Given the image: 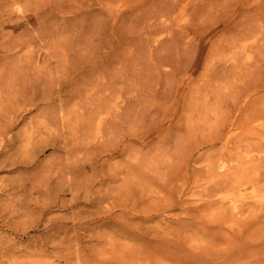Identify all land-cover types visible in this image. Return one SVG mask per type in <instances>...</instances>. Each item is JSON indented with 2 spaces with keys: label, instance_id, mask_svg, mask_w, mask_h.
Returning <instances> with one entry per match:
<instances>
[{
  "label": "rangeland",
  "instance_id": "1",
  "mask_svg": "<svg viewBox=\"0 0 264 264\" xmlns=\"http://www.w3.org/2000/svg\"><path fill=\"white\" fill-rule=\"evenodd\" d=\"M1 1L5 2V8L0 9V68L4 70L8 96L4 103L0 102V117L3 113L11 114L13 105L16 107L11 93L19 89L21 95L17 120L7 133V137L13 135V141L8 142L12 144L4 146L6 155L0 156L3 163L0 167V264H264V246L233 243L228 246L222 232L211 233L197 227L200 189L213 184L206 177L210 164L208 160H196L197 151L186 164L189 155L186 149L193 145L192 132L197 122L193 98L209 87L211 81L214 83L217 79L226 84L233 80L232 74L216 78L218 63L231 62L233 58L231 50L222 53V48L217 47L222 41L216 35L220 29L209 28L206 34H198L197 39L192 37V29L202 27L200 23L208 25L230 3L222 0L218 4L215 0ZM35 3L40 6L39 10L46 12L38 17L37 23L26 24L23 17L36 9ZM210 6L215 12L212 9L213 13L205 17V7ZM108 10L123 13L116 21L121 34L117 32L120 35L115 40L112 61L97 70L91 69L92 72H82L83 67L74 72L84 58L110 49L101 43L105 33H99L101 18L111 22ZM161 10L163 13L152 23L151 14L157 15ZM9 11L15 16L7 19ZM13 20L19 23L13 25ZM143 21H147L148 29ZM120 27L123 30L119 31ZM252 38L241 40L235 49L248 50L255 43ZM261 52L264 54V49ZM256 56V51L243 56V60L253 62L248 70L256 69ZM17 70L26 71L21 76ZM72 74L75 76L71 79ZM14 76L17 81H10ZM94 77V82L97 77L104 80L101 87L89 85ZM66 79L71 89L74 87L71 83L79 89L86 85V89L73 95L63 87L60 98L55 89ZM98 95H103L107 104L95 113L91 100H96ZM185 98L186 106L180 104ZM49 123L52 131L47 132L45 124ZM260 132L264 131L260 128ZM260 132L253 133L250 139H264V133L260 135ZM47 138L57 141L58 145L47 147L34 163L28 162ZM144 139L147 142L143 144ZM117 142L123 144L122 150L113 156L104 155V150ZM221 145L218 142L214 151ZM250 147L251 152L256 150L255 154L264 153L262 148ZM231 150V146L222 149L224 157H229L227 164L236 153L239 157L245 152L238 149L232 154ZM198 162L201 163L198 165ZM262 166L249 168L252 174L247 185L238 189V202L245 197L246 205L264 203V185L252 180L254 174L264 169ZM201 167L204 179L197 174ZM227 173L234 176L233 181L238 175L233 171ZM228 175L217 177L214 184L220 181L232 184ZM221 197L225 203L230 202L231 195L227 198L222 192ZM199 211L209 215L215 207L207 206ZM259 213L264 216V210L260 209ZM262 225L253 221L232 222L234 230L243 226L246 237L252 240L264 237Z\"/></svg>",
  "mask_w": 264,
  "mask_h": 264
},
{
  "label": "bare ground",
  "instance_id": "2",
  "mask_svg": "<svg viewBox=\"0 0 264 264\" xmlns=\"http://www.w3.org/2000/svg\"><path fill=\"white\" fill-rule=\"evenodd\" d=\"M10 1L12 2V0H10ZM34 1L37 2L38 0H34ZM61 1L63 3H70L71 0H61ZM219 1L220 0H215L214 2H215V4H218ZM222 1H224L226 3H230L229 6L223 12L222 11L220 12L218 10L219 12L217 14H215L213 18H211V22L208 25L206 23V25L204 24V26H203L200 23L199 26H202V27H200V28L196 27L197 30H196V28L192 29V31H193L192 37L194 39L196 38V36L198 34L199 35H203V33L206 34L207 32H209L208 31L209 28L210 29L214 28V30L217 29V28L220 29L218 32H216V35H218V38L222 39V41L218 43L217 47L218 48H222L221 49L222 53L224 51L231 50L232 51L231 57H233L231 62H227L226 60H224V61L221 60L218 63L219 68H217V66H216V74L218 75V77L216 75V78L219 79V76L224 77L223 75H225V74L226 75L227 74H232L233 75V78H232L233 80L230 81V83L228 81H226V82H228L226 84L220 83L219 80L217 81V79H216V81L214 83H212V81H211L210 82L211 84H209V87H206V88L202 89L195 96V98H193L195 100V108L191 107V108L194 109L193 110V114H194V116H196L197 122L195 123V126L193 127L194 128V132H192V133H194L193 134L194 135L193 136V143L191 142V144H193V145H192L191 149H186L187 154L189 153V155H187L188 157L186 156L187 157L186 164L189 161L190 157L193 156V152L197 151V154L195 155V159L196 160H198V159H203V160H206V161L208 160V163L210 164L209 165L210 168H208V174L206 175V177L208 178V182L209 183L210 182L213 183V184H211V183L210 184H206V186H202V188L200 189L198 203L196 204V210H198L196 214H197V217H199V220H198L196 225L199 228H205V230H210L211 233L219 232V231L222 232L223 233L222 236L226 239L225 242H226V244L228 246H230V244H232V243L235 246H264V237H260L259 239L252 240L251 238L246 237L247 231L244 230L243 226H240V227L238 226V230H234L232 228V222H234L236 220H240V221L242 220L245 223H247L249 221H253V222L258 223V225H260V226H261V224H264V216H261L262 212H261V214L259 213L260 209L264 210V209H262V208H264V203H262V202H260V204H258V203L257 204L256 203H249V204L246 205L245 204L246 202L243 201L245 197L244 198L242 197V202H238V200H237L238 197L236 198L238 189H241V187L243 189V187H245L247 185V180H248L249 175L251 173L250 171L248 172L249 168L250 167H254V166H255V168H257V166H259L261 164L264 165V153H262V154L256 153L255 154L256 150H255L254 153L250 151L251 150L250 145H254L255 148H259V149L262 148V150H264V139H257V140L250 139V137H251V135L253 133L257 134L258 132H260V128H261V131H264V68H261V66H264V54H260L261 49H264V48H261L262 46H264V0H222ZM7 2H9V1H7ZM3 3H5V2L4 1L0 2V9H2V7H4ZM9 3H7V4H9ZM27 3H28V1H27ZM37 3L34 4L35 5L34 7H36V6L37 7H36V9L32 10L33 12L31 11L25 17L22 16L23 20H24V22L26 24H29V22H31V24L37 23L38 19L43 15V13L46 12L45 9L39 10L40 6H38ZM171 7H172V4H171ZM212 7L213 6L205 7V13H204L205 17H207L208 15L210 16V14L213 13L212 12V9H213ZM6 8L8 9V7H6ZM169 10H170V8H168L167 11H169ZM86 11L88 12L89 10H86ZM213 11H214V9H213ZM9 13H10L9 15L7 14V16H8L7 19H10V18L15 16L14 12L9 11ZM162 13H163V10H161L160 13L158 12L157 15L151 14L150 17H152V18H150V21L153 23L155 18H157V16L159 14H162ZM122 14L123 13H116V12H114L112 10H108V12H107L108 19L111 20V22H105L106 20L103 21V18H101L103 23H101L102 24V27H101L102 29L100 30L99 33H101V31H102V33L103 32L105 33V35L103 33L104 36L101 37V39H102L101 43H102L103 46L104 45L105 46H110V49L107 50L105 48L107 50L105 53H104L105 50L104 51L100 50V51L97 52V54L89 56L88 58L89 59L91 58L89 61H88V58L86 59V58H84L82 56L84 58L83 61H82V64H81V66L79 65V66H75V68L73 67L74 68L73 69L74 72H76L77 69H80L78 67H83V70H81L82 72H87V71H89L91 69H93V70L96 69L97 70L105 62H111L112 61V57H113L114 54H111V53H114V51H115V48H114L115 45H116L115 44V42H116L115 40L121 34L120 30H123L120 27V29H119L120 32H118V27H117L116 21ZM145 18H144V20H145ZM146 20H147V18H146ZM148 20H149V18H148ZM150 21H148V22H150ZM143 22H145V21H143ZM18 23H19V21L18 22H16V21L14 22V20L12 21L13 25H16ZM21 24H22V21H21ZM146 24H147V21L145 22V29L148 27V26L146 27ZM149 24H151V23H149ZM220 24H221V28H220ZM143 26H144V24H143ZM155 27H156V24H155ZM155 27L152 28V29H155ZM162 27H160V28H162ZM190 27H192V26H190ZM30 28H32V26ZM17 29H18V27H17ZM28 30H29V28H28ZM131 30H133V28ZM157 30H159V29H157ZM16 31H18V30H16ZM134 31H135V29H134ZM117 32L120 33L118 36H117ZM142 32H143V30H142ZM150 32H152V31H150ZM141 34H140V36H141ZM143 35L144 34H142V37H143ZM121 36H123V35H121ZM138 37H135V38L137 39ZM248 37L249 38L253 37L252 39H254L255 43L251 44V45L252 46L255 45V47L252 48V46H250V48L248 50L245 49V48L243 49V47H240L239 49H235V47L237 46V44L241 40L246 39ZM128 38L129 37L127 36L126 39H128ZM126 39H125V42L127 41ZM144 39H146V38L144 37ZM223 39H224V41H223ZM133 40H129V41L133 42ZM216 40H217V38H216ZM141 41H144V40L142 39ZM126 43H128V42H126ZM156 44H159V43H156ZM213 46H215V45H213ZM118 47H119V45H118ZM154 48H155V45H154ZM218 48H216V51L217 50L220 51V49H218ZM212 50L213 49H211V51L210 50H208V51L212 53L213 52ZM255 51H256V55H257L256 58H255L256 59V65H255L256 69L255 70H248V68H250V65L253 62H250L248 60H243L244 59L243 56H245V54H248V53L255 54ZM153 53H154V51H153ZM153 53L151 55H153ZM104 54L105 55L108 54V55L105 56ZM206 57L205 58L203 57V58L206 59ZM227 58L228 57H226L225 59H227ZM3 59L4 58H2L1 60H3ZM239 59L241 61H239ZM258 59H259V61H258ZM79 60H81V59L79 58ZM85 61H86V64H84ZM1 63L3 64V62H1ZM197 63L198 62L195 63L193 69L196 68ZM156 65H157V67H159L158 63ZM203 65H205V62H204ZM0 67H2V65H0ZM3 68H4V65H3ZM93 70H91V72ZM174 70H176V69H174ZM182 70H184V69L182 68ZM242 70H245V71H242ZM3 71H1V68H0V102L3 101V103H4V99L8 96V94H7L6 89H5V81H6V79H5V76H4L5 74H4ZM24 71H26V70H24ZM24 71H20L21 72V74H20L21 76L24 73ZM173 71H171V72H173ZM20 72L18 71V74ZM98 73H101V72H98ZM212 75H214V74H212ZM74 76H75V74H72L71 79ZM98 76H99V74H98ZM94 79H95V77L90 79L89 85L90 84H94V85L97 84L96 86H98V87H101L103 85V81L104 80H100V77L96 78L97 79V82L95 81L96 83L94 82ZM9 80L13 81V82L17 81L15 79V76L12 77V78H9ZM19 84H21V83H19ZM70 85H74V87L72 86L73 89H71V86H69V82H68L67 79H66V81H62V82L60 81L58 83L56 89H55L56 94H58L59 97L61 98L63 96V93L60 92V91H61V89L63 87L68 88L69 92L71 91L69 94H73V95H77L78 92H81L83 89L84 90L86 89V85H84L80 89L75 86V83H71ZM92 86L93 85H91V87ZM69 87H70V89H69ZM158 88H159V86H158ZM1 90H5V91H1ZM18 90L13 91L11 93V96L14 97L16 102H17L16 104L14 103L16 105V107L13 105V108H14L13 112L11 114H9V115H4V113H3V117H0V156L2 155L3 151L5 150V149L2 150L4 148V146H8L9 147L8 144H12V143H8V142H10L13 139V135H10L9 137H7V133L9 132V129L12 128V126L15 124V121L17 120L16 116H17V111H18V101L20 100L19 94L21 95V93H19ZM176 91L177 90H175L173 92L176 93ZM193 93H194V91H193ZM189 94H190V91H189ZM104 96H105V94H104ZM104 96L103 95H98L97 98H95L96 100H94V99L91 100V103L92 102L94 103V105L92 107L94 109H96L95 113L97 111H99L100 109H102L104 104L107 102V100L105 99ZM155 96H157V94ZM186 99L187 98H185L184 101H182L180 104L186 106V104H185L187 102ZM11 103H13V102H11ZM130 104H131V102H130ZM187 105H189V104L187 103ZM176 106L177 105H174V108H176ZM11 107H12V105H11ZM0 111H2V109H0ZM11 111L9 110V112H11ZM5 112H6V110H5ZM171 112H172V110H171ZM1 114H2V112L0 113V115ZM114 115H115V118H114V120H115L117 118L116 117V113ZM49 125H50V123H49ZM49 125L45 124V126L47 128V132L48 131H52V123H51L50 126ZM246 125H247V127H248V125H250V127H248V129H246L245 128ZM151 127L152 126H150V128ZM262 133H264V132H262ZM262 133L260 135H262ZM39 136L40 135H38V137ZM185 136H186V134H185ZM15 137L16 136L14 135V138ZM49 137L52 138V136H49ZM128 137H131V136H128ZM131 138H134V137H131ZM251 138H253V137H251ZM257 138H259V136ZM49 139L44 145H41L40 147H38L37 149L34 150L33 154L29 158L28 162L30 161V162L34 163L37 160V156H40L41 153H43L46 150L47 147H51L52 148V145L54 147L56 146V144L58 145L57 141L54 140L52 142V140L50 141ZM145 139L147 140V137H145ZM145 139L143 141V144L147 142ZM101 142H102V140H101ZM218 142H220V144H222V145H221V147L219 149H217L218 151H214L216 149L215 147H216V144ZM61 144H62V142H61ZM59 146H60V144H59ZM122 146H123V144H121V142H117V144L114 145L112 148H106L105 149L106 151L104 150V155L113 156L114 154L119 153V151L122 150ZM223 146L224 147L231 146V148H232L231 153L233 151L238 150V149H241V150H243V152L244 151L245 152L241 153L242 156L240 155L239 157L237 155L238 153L235 152L236 153V157L233 158V156H230L231 158H233V159H230V160H233V161L228 162V164H227V161H228L229 157L228 158L224 157L225 153L222 152V149H224ZM229 148L230 147H228V149ZM255 148H253V149H255ZM13 149H14V147H13ZM258 151L261 152L260 150H258ZM215 152L217 153L216 155L214 154ZM226 152H228V151H226ZM8 153H10V152L8 151ZM228 153H230V152H228ZM3 154H5V152ZM10 155H11V153H10ZM214 157H216V159H213ZM14 160H15V158H14ZM1 162H2V160H0V167L3 164ZM13 162H11L10 164H12ZM225 162H226V164H225ZM199 163H201V162H198V165H199ZM171 164H172V162H169V165H171ZM7 165H9V164H7ZM36 165H38V164H36ZM128 167L129 166H127V168ZM262 167H264V166H262ZM197 169H198V167H197ZM230 171L238 172V175H235V180L234 181H233L234 176L231 177L227 173V172H230ZM186 172H188V171H186ZM195 173H196V171H195ZM225 173L229 176V178H230L229 181H232L233 183L232 184H230L231 182L230 183H228V182L225 183V182L220 181L222 179H218L220 182L216 181L217 183L214 184L213 180H215L217 177L218 178L221 177ZM197 174H199L200 178L204 179V177H205L203 175L204 174V169L202 167L200 168V171ZM102 175H104V174H102ZM252 180L261 181L262 183H260V184L264 185V169H262V171H260V172H257L256 174H254V177H253ZM34 183H35V181H34ZM32 185H33V183H32ZM256 186L257 185H255V187ZM199 187H201V186H199ZM13 188H15V186ZM260 188H261V186H260ZM15 189H17V188H15ZM253 190L255 192L256 189L253 188ZM222 192L224 194H227V198L230 197V195H231V198L229 199L230 202L225 203L223 201V198L222 197L220 198V196L222 195ZM240 197H241V195H240ZM262 198H264V196H262ZM251 199L252 198H250V200ZM207 206H209V207L210 206H212V207L214 206L215 207V211L212 212L209 215H207L205 212H200L199 211V210H202L203 208H206ZM194 208H195V206H194ZM258 208H259V210H258ZM257 213L259 214V216H256ZM196 214H195V216H196ZM210 215H212L213 217L210 216ZM233 225H234V223H233ZM256 226H257V224H256ZM262 226H264V225H262ZM256 229L258 230L260 228L258 227ZM247 230H249V229L247 228ZM254 233H255V231H254ZM251 235H253V234H251ZM219 236L221 237V235H219ZM214 237L215 236H213V238ZM223 237H221V238L223 239ZM216 240H217V238H216ZM214 242H216V241H214Z\"/></svg>",
  "mask_w": 264,
  "mask_h": 264
}]
</instances>
